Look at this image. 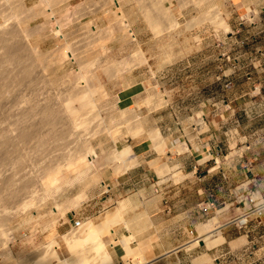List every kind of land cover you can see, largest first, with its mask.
I'll use <instances>...</instances> for the list:
<instances>
[{
  "label": "rangeland",
  "instance_id": "1",
  "mask_svg": "<svg viewBox=\"0 0 264 264\" xmlns=\"http://www.w3.org/2000/svg\"><path fill=\"white\" fill-rule=\"evenodd\" d=\"M51 1L48 6L43 0H0V25L10 19L5 24L17 27L16 42L30 45L33 51L26 52L24 46L16 62L6 61L3 65L8 68L4 70L6 75L14 73L10 75L14 77L12 81L16 76L20 79L18 76L25 70L32 73L24 83H13L11 88L15 90L16 101L22 102H18L21 107L30 106L27 109L31 110L32 118L23 116L22 123L26 120L28 123L22 127L33 126L32 130L30 126L25 130L37 136L27 141L21 137V144L12 145L15 140L7 136L6 130L11 128L10 121H14L11 126L17 122L13 112L16 107L10 104L13 97L9 103L13 108L8 104L2 110L3 113L10 108L15 116L10 114V109L6 113L9 111L13 119L2 117L6 113L2 114L0 107V134L4 135L0 138L9 137L5 143H8L7 149H0L5 162L0 163L3 189L0 188V196L2 201L10 196L14 200L0 203V264H32L52 239L57 241L59 247L55 248L62 259L68 258L61 235L77 230L73 228L74 219L82 220L80 226L107 219L105 216L123 200L119 198L121 189L110 191L109 187L113 188L118 176L135 167L131 179L124 180L129 181L124 185L125 192L136 194L135 205H125L122 220L105 232V241L113 243V231L120 226L130 229L136 224L144 228L146 217L141 203L150 195V184L158 180L145 164L139 166L142 160L134 155L130 142L143 140L146 133L164 158L168 152L172 155L182 151L180 144L187 142L200 149V163L213 154L217 177L223 178L221 169L227 176L230 174L231 184L222 191L220 177L216 180L218 214L214 217L219 219L220 226L264 199V182L257 181L264 175V0H165L177 25H168L165 19V24L153 25L148 17L155 18L154 0ZM118 5L130 21L133 37L119 20ZM212 15L227 25L216 24ZM40 25L42 32L36 30ZM57 25L62 29L59 34L55 33ZM84 87L94 90L93 103L73 102L72 96L85 91ZM121 96L132 98L121 102ZM68 103L81 116L77 122L81 121L83 126L74 129V135L62 149L57 136L62 126L73 122L69 111L68 116L64 115V110L68 113L64 108ZM43 109L51 111L50 118L43 116ZM158 129L164 138L162 147L157 146L150 134ZM167 138L171 139L169 145ZM125 148L133 157L124 166L117 160V151ZM90 149L97 154L93 162L87 155ZM15 160L19 168H15ZM163 166L175 181L180 180L178 174L171 173L174 169L171 163L165 162ZM50 167L54 172L57 168L56 174L60 173L62 179ZM51 174L58 179L53 182L55 186L50 180ZM25 178L31 180L29 185ZM5 182L8 186L2 187ZM19 184L23 190L17 189ZM12 189L23 191L24 195L18 197V193L14 199L8 195ZM30 199L33 202L23 208ZM57 205L61 206L60 210L54 209ZM127 209L137 210L141 216L131 223L126 218ZM260 218L252 216L245 228L231 223L203 245L194 239L187 253L180 254L179 264H264V212ZM131 238L140 242L135 233ZM195 240L198 243L194 244ZM194 247H199L195 250L199 253H192ZM131 258L129 262L134 264ZM127 262L125 258L120 264ZM68 264L76 263L71 259Z\"/></svg>",
  "mask_w": 264,
  "mask_h": 264
},
{
  "label": "crops",
  "instance_id": "2",
  "mask_svg": "<svg viewBox=\"0 0 264 264\" xmlns=\"http://www.w3.org/2000/svg\"><path fill=\"white\" fill-rule=\"evenodd\" d=\"M121 98L120 101L122 102L123 100L132 98V96H126V99L121 96ZM158 131L163 142V134L160 129ZM144 136L143 140L139 142L131 140L130 143L134 155L142 160L139 166L145 164L150 174L158 180L150 184L148 187L150 195L145 197L141 203L144 205L143 211L146 217V225L142 228L140 225L133 224L130 229L120 226L117 230L113 231V243L107 244L105 236L102 237V241L107 248L109 245L108 250L112 256L113 263L120 264L127 258L128 263L131 264L129 260L132 261L131 257H133L135 260L134 264H179L180 254L183 256L187 253L190 243L194 241L196 235L200 240L204 236L209 235V240L211 241L213 240L211 236L218 235L220 232L222 233V231L230 226L229 224H235V219L226 220L220 226L219 219L214 217V215L218 214L215 207L216 202H218V184L216 180L220 176H216V161L213 154L207 152L209 155L211 154V158L200 163L202 160L200 159V149L195 148L190 143L184 142L180 144L183 149L182 151H177L172 155L166 151L168 155L167 158H164L163 154H160L156 150V146L148 137V133ZM167 140L169 145L171 139L167 138ZM157 146L159 147L158 143ZM202 147L204 148V144ZM165 162L172 164L174 169H172L171 173L178 174L180 180L175 181L173 177L169 176L170 173L166 172L163 166ZM135 168L130 169L129 173L125 172L118 176L116 179L117 184L113 188L109 187L110 191L121 189L119 191L121 193L119 198L123 199L118 207L115 206L117 208L114 211L105 216L108 217L107 219L113 225L122 220V211L124 213L123 209L125 205H129L130 207L135 205L134 198H136V194H132L129 191L126 193L124 190V185L129 182L124 180L126 178L131 179L132 171ZM202 169L205 171H202ZM221 172L223 173V178L220 177V185L222 186L220 190L222 191L227 184H231L229 181L231 176L230 174L227 176L228 174L224 172V169H221ZM257 181L264 182V175L257 179ZM223 203L227 205L226 202ZM127 210L128 214L126 218L131 219V223L135 222V217L141 216L136 212L137 210ZM212 216L214 218L206 223L213 226L212 230L205 234L200 233L199 235L198 226L202 221ZM123 217L125 219V216ZM201 227L202 225L199 226V231ZM142 229L144 232H141ZM190 230L194 232L193 235L190 234ZM132 233H135L140 242L134 241L131 238ZM170 238H173L172 242L169 241ZM199 247L201 248V246ZM199 247H194L192 253H199L195 252Z\"/></svg>",
  "mask_w": 264,
  "mask_h": 264
},
{
  "label": "bare ground",
  "instance_id": "3",
  "mask_svg": "<svg viewBox=\"0 0 264 264\" xmlns=\"http://www.w3.org/2000/svg\"><path fill=\"white\" fill-rule=\"evenodd\" d=\"M40 1V0H39ZM51 0H43V2L42 3H44L45 5H50V3L52 2H50ZM112 2V1H111ZM142 2V1H141ZM198 2H202V0H198ZM52 4H53V2H52ZM101 4V3H100ZM153 4L155 5V8H153L152 10L153 11H155V13H153V15H155V18H153L152 16L150 17H148V19L149 20H151L152 21V23H153V25H161L162 24V22H163V24H165L164 23V21L168 24V25H177V23L175 22V20L172 18V16H171V13H170V10H169V4L167 3V1H165V0H154V2H153ZM201 4V3H200ZM117 5V4H116ZM121 6V5H120ZM17 7V6H16ZM118 7H119V5H118ZM123 7V6H122ZM49 8V7H48ZM143 8V7H142ZM9 10V9H8ZM33 10V9H32ZM51 10V9H50ZM119 10L120 11H118V14H119V20L123 23V25H124V28H125V26H127L128 27V30L127 31H129V34L133 37L134 35H133V31H132V29L130 28V21H128L127 19H126V17L124 16V14H123V10L121 11V8L119 7ZM147 10L148 9H146L145 11L147 12ZM10 12V11H9ZM31 12V11H30ZM51 12V11H50ZM217 12V11H216ZM35 13V12H34ZM149 13H150V11H149ZM218 13V12H217ZM50 14V13H49ZM26 15H28V17H29V14H26ZM34 15V14H33ZM36 15V14H35ZM53 15V14H52ZM152 15V14H151ZM148 16V15H147ZM218 16V15H217ZM5 17V16H4ZM76 18V17H75ZM151 18V19H150ZM212 18H213V20L216 22V24H219V25H227L226 24V22H224L220 17H216V16H214V15H212ZM3 19H5V18H3ZM15 19V18H14ZM22 19V18H21ZM165 19V20H164ZM6 20H8V21H10V19H6ZM6 20L4 21L5 23H6ZM67 20V19H66ZM69 21V20H68ZM5 23H3V24H1L0 25V107H1V113H2V110H4L3 109V106L5 105H7L6 107H8V104L11 102L10 101V98L11 97H13L11 100H12V103H10V104H13L12 106L14 107H16V111H13L14 112V114L18 117H14L15 115H13V113L11 112V109H10V114L12 113V116L14 117V119L15 120H17V122L15 123V125H13L14 124V121H10V129L9 128H7L9 131H7L6 130V132H7V136H9L10 137V139L12 138L13 140H17L18 139V141L17 142H13V143H11V142H9V145H10V143L13 145V144H19L20 143V141H21V137L25 140V141H27L28 139H32V138H34L35 136H33L31 133H34L33 131H30L29 132V130L28 131H26L25 129L26 128H28L29 129V126H28V124H26V127L25 128H23L22 127V124L24 123V125H25V123H26V121H27V123H28V120H26L25 122H23L22 123V118H25L26 116L25 115H27L29 118H32V116H30L31 114V110H29V109H27V108H29V107H27V108H25L24 109V107H21V104H22V102H20V101H16V95H15V90L14 89H12L11 87H12V85H13V83H16V85L18 84L19 85V83L21 84V82L22 83H24L27 79H29V78H27V76L29 75V74H32V73H25V71H27V70H25L23 73H21L20 74V76H18L20 79H18L17 78V76H16V78H17V80L18 81H16V78H15V81H12L11 80V76L10 75H13V74H7L6 75V73H5V71L8 69V68H5L4 67V65L3 64H5L4 62H8V63H10V64H12V62H16L19 58L17 57V54L19 55V52L21 51V50H24L23 48H24V46H25V48L27 49L26 50V52L29 50V52H33L32 51V49L30 48V45L28 46V44L26 45H24V43L23 42H16V41H18V40H15V39H17L18 38V33H17V27H12L11 25L9 26V25H7V24H5ZM8 23V22H7ZM8 24H10V23H8ZM15 24V23H14ZM53 24H55V23H53ZM52 24V25H53ZM41 26V25H40ZM40 26H38L37 28H36V30L37 31H40L41 30V32H42V26L40 27ZM60 27H61V25H59ZM58 25L56 26L57 27V29L55 30V33H58L60 30H62V29H60V27H59ZM44 27V26H43ZM155 27H157V26H155ZM45 29V28H44ZM59 34V33H58ZM113 34V33H112ZM57 36V35H56ZM62 36H63V34H62ZM25 38V37H24ZM19 39V38H18ZM22 39V38H21ZM135 39V38H134ZM133 40V39H132ZM23 41V40H22ZM16 42V43H15ZM22 43H23V45H22ZM92 43V42H91ZM78 44V43H77ZM138 44V43H137ZM70 46V45H69ZM81 46V45H80ZM67 48V47H66ZM31 49V50H30ZM69 50H70V48H68ZM72 49V48H71ZM81 49V48H80ZM88 49V48H87ZM92 50V49H91ZM37 51V50H36ZM68 51V50H67ZM73 51V50H72ZM22 52V51H21ZM85 52V51H84ZM67 53V52H66ZM78 53H79V50H78ZM69 54V53H68ZM71 54V53H70ZM69 54V55H70ZM82 54V53H81ZM26 56V55H25ZM71 56V55H70ZM18 58V59H17ZM28 58V57H27ZM72 58H73V55H72ZM23 60V59H22ZM20 61V60H19ZM23 62V61H22ZM44 62V61H43ZM90 63V62H89ZM21 64V63H20ZM88 64V63H87ZM17 66V65H16ZM21 67V66H20ZM87 67V66H86ZM18 68V67H17ZM24 68V67H23ZM107 69V68H106ZM5 70V71H4ZM23 70V69H22ZM9 71V70H8ZM80 71V70H79ZM10 72V71H9ZM28 72V71H27ZM34 75V74H33ZM36 76V75H35ZM83 76V75H82ZM30 77V76H29ZM14 78V77H13ZM12 78V79H13ZM27 78V79H26ZM30 78H32V77H30ZM85 78V77H84ZM39 79V78H38ZM23 80H24V82H23ZM84 80H86V79H84ZM83 80V81H84ZM30 81V80H29ZM40 81V80H39ZM45 81V80H44ZM82 81V82H83ZM33 82V81H32ZM80 82V81H79ZM27 83V82H26ZM52 83V82H51ZM70 83V82H69ZM87 83V82H86ZM79 84V83H78ZM84 84V83H83ZM82 83H81V85H83ZM31 85V84H30ZM77 86V85H76ZM84 86V85H83ZM86 86V85H85ZM19 87V86H18ZM34 87V86H33ZM33 87H32V89H33ZM47 87V86H46ZM13 88H14V86H13ZM89 88V87H88ZM14 90V93H13V91L12 90ZM84 89H85V87H84ZM87 89V88H86ZM85 89V91H82V92H80V93H76V94H72L73 96H72V99H73V102H74V100L75 101H87L88 102V100H89V102L91 101L92 102V97L95 95V93H94V95H92L93 94V91L90 89V90H86ZM35 90V89H34ZM72 91V90H71ZM75 91V90H74ZM74 91H73V93H74ZM77 91V90H76ZM75 91V92H76ZM96 91V90H95ZM39 93V92H38ZM33 94H35V93H33ZM70 94V93H69ZM47 96V95H46ZM68 96V95H67ZM71 96V95H70ZM50 97V96H49ZM33 98V97H32ZM53 99V98H52ZM51 99V100H52ZM72 99H71V101H72ZM13 100H15V101H13ZM23 100H24V98H23ZM22 100V101H23ZM30 100V99H29ZM35 100H37V99H35ZM28 101V100H27ZM39 101V100H38ZM46 101H47V99H46ZM21 103V104H19V103ZM36 102V101H35ZM64 102V101H63ZM67 102H69V101H67ZM41 103V102H40ZM93 103V102H92ZM9 104V106H11ZM36 104V103H35ZM49 104V103H48ZM53 104V103H52ZM69 104V106L67 105L66 107H64L65 109H68L67 110V112L69 111L70 112V116H71V118H72V123L71 122H69V123H71L72 125H66L67 127H63L62 126V128H61V131H60V134L57 136V140H58V146L60 147V148H62V149H64L67 145H68V140H69V137L72 135H74V133H72V132H74V129L76 128H79V125H80V127L81 126H83L82 125V122L80 121V123H79V121L77 122V118H78V116L79 115H77V111L75 112V107H73L74 109H71L70 107V103H68ZM26 105V104H25ZM38 105V104H37ZM54 105V104H53ZM71 105H72V102H71ZM5 106H4V108H5ZM11 106V108H13ZM48 107V106H47ZM46 107V108H47ZM95 107V106H94ZM41 108H42V106H41ZM50 108V107H49ZM56 108V107H55ZM7 110H9L8 108H6ZM5 109V110H6ZM31 109V108H30ZM45 109V108H44ZM43 109V110H44ZM96 109V108H95ZM6 110V111H7ZM60 110V109H59ZM92 110V109H91ZM6 111H3V113L5 112L6 113ZM33 111V110H32ZM65 111V113H64V115L65 114H67L66 116H68L69 115V112L68 113H66V110H64ZM89 111V110H88ZM87 111V112H88ZM23 112H25L26 114H24ZM53 112V111H52ZM59 112V111H58ZM130 112V111H129ZM2 113V114H3ZM4 113V114H5ZM50 113H51V111L49 112V110L48 109H46V110H44L43 111V116H46V117H49L50 118ZM2 114H0V115H2ZM7 114V115H6ZM5 115H2V117L4 116V118H6V117H8L9 115V111L6 113ZM32 114H34V113H32ZM45 114V115H44ZM63 114V113H62ZM61 114V115H62ZM80 114V113H79ZM85 114V113H84ZM6 116V117H5ZM12 116L10 117V118H12ZM23 116H25V117H23ZM54 115H52L51 117H53ZM69 116V117H70ZM1 117V116H0ZM8 117V118H9ZM27 117V118H28ZM34 117H36V115H34ZM79 117H81V116H79ZM53 118H55V117H53ZM52 118V119H53ZM85 118V117H84ZM95 118V117H94ZM97 118V117H96ZM13 119V118H12ZM34 119V118H33ZM48 119V118H47ZM8 120H10V119H8ZM69 120V119H68ZM82 120V119H81ZM31 122H32V119L30 120ZM47 121V120H46ZM50 121V120H49ZM6 122H8V121H6ZM41 122V121H40ZM50 122H52V121H50ZM54 122V121H53ZM52 122V123H53ZM11 123H13L12 124V126H15L14 128H12V126H11ZM59 123V122H58ZM57 123V124H58ZM31 124V123H30ZM32 124H33V122H32ZM31 124V125H32ZM40 124V123H39ZM56 124V123H55ZM56 124V125H57ZM86 124V123H85ZM35 125V124H34ZM49 126H50V124H48ZM28 126V127H27ZM36 126V125H35ZM34 126V127H35ZM33 128V126H30V128ZM47 127V126H46ZM32 128H31V130H32ZM35 128H37V126L35 127ZM53 128V127H52ZM99 128V127H98ZM39 129V128H38ZM84 129H85V125H84ZM35 131H36V133H37V130L35 129ZM39 132V131H38ZM52 132H54V131H52ZM80 132V131H79ZM2 133H4V132H2ZM56 133V132H55ZM93 133V132H92ZM76 134V133H75ZM80 134V133H79ZM151 138L153 139V140H155L157 143H158V145H159V147H162L163 146V142H162V140H161V137H160V135H159V131L158 130H153L151 133ZM3 135V134H2ZM2 135L0 134V137L2 138ZM31 135L33 136V137H31ZM97 135V134H96ZM4 136V135H3ZM5 136H6V133H5ZM6 136V137H7ZM12 136H15L14 138L12 137ZM9 137H7V138H9ZM37 137V136H36ZM1 138H0V144L1 145H3V146H1L0 145V149H1V147H3V148H6L7 149V144H5L6 142H8L7 141V138H3L2 140H1ZM71 138V137H70ZM79 138V137H78ZM115 138V137H114ZM10 139H8V140H10ZM20 139V140H19ZM13 140H10V141H13ZM52 140V139H51ZM55 140V139H54ZM57 140H56V142H57ZM21 142H23V141H21ZM42 142H44V141H42ZM55 142V141H54ZM15 144V145H16ZM21 144V143H20ZM22 144H24V143H22ZM26 144V143H25ZM46 144V143H45ZM45 144H42V145H45ZM57 144V143H56ZM11 146V145H10ZM9 146V147H10ZM50 147V146H49ZM2 148V149H3ZM130 148V147H129ZM131 149V148H130ZM3 151V150H2ZM1 150H0V153L2 152ZM4 152H7V151H5L4 150ZM116 152V151H115ZM79 153V152H78ZM70 154H73V152L72 153H70ZM77 155V154H76ZM75 155V157H77ZM87 155H88V157H90V158H88L89 160H91L92 162L94 161V159L97 157V154H96V152L94 151V150H91L90 149V151H88V153H87ZM1 156L2 155H0V158H1ZM78 156H80V154H78ZM82 156V155H81ZM80 156V157H81ZM79 157V158H80ZM131 157H133L132 156V154H131V151L127 148H125V149H123V150H118L117 151V160L119 161V162H121V164L122 165H127V163L128 162H130V159H131ZM2 160L0 159V163H3L4 162V157L2 156ZM18 159V158H17ZM78 159V158H77ZM134 159V158H133ZM136 159V158H135ZM22 160V159H21ZM76 159H74V161H75ZM82 160V159H81ZM3 161V162H2ZM6 161V160H5ZM11 161V160H10ZM18 161V163L20 162L19 161V159L17 160ZM17 161L15 160V162L17 163ZM84 161L86 162V160L84 159ZM90 161V162H91ZM76 162V161H75ZM83 162V161H82ZM5 163V162H4ZM15 163V164H16ZM18 163H17V165H14L15 166V168H16V166H18ZM84 163V162H83ZM135 163H137V162H135ZM134 163V164H135ZM12 164V163H11ZM2 165H4V164H2ZM75 165V164H74ZM83 165V164H82ZM91 165H93V164H91ZM5 166V165H4ZM20 166H22L21 165V162H20ZM20 166H18L17 168H19ZM51 166V165H50ZM89 166H90V163H89ZM118 166V165H117ZM3 167V166H2ZM53 167V166H52ZM79 167H81V165L79 166ZM78 167V168H79ZM83 168H84V166H82ZM88 167V166H87ZM90 167H92V166H90ZM51 168V167H50ZM52 169V172L53 173H55L56 174V171H57V168H56V170H55V172L53 171V168H51ZM77 169V168H76ZM82 169V168H81ZM88 169V168H87ZM92 169V168H91ZM98 170V169H97ZM0 171H1V169H0ZM84 171V170H83ZM86 171V170H85ZM51 172V173H52ZM59 172V171H58ZM57 172V173H58ZM82 172V171H81ZM80 172V173H81ZM96 172V171H95ZM47 173V172H46ZM49 174V173H48ZM47 174V175H48ZM54 174V175H55ZM83 174V173H82ZM52 175V174H51ZM54 175H52L51 176V178H50V175H49V178H50V180H51V182H52V184H53V182H55V180L58 178L59 179V176L61 177V175H60V173H58V174H56V175H58L57 176V178L55 179V177H54ZM81 175V174H80ZM45 176V175H44ZM92 176V175H91ZM0 177H1V174H0ZM88 177V176H87ZM3 178V177H2ZM23 178V177H22ZM79 178V177H78ZM4 179V178H3ZM7 179V181H8V178H6ZM10 179V178H9ZM24 179V178H23ZM26 179V178H25ZM53 179V180H52ZM58 179L56 180V181H58ZM60 179H62V177L60 178ZM59 179V180H60ZM27 180V179H26ZM1 181H2V179L0 180V184H1ZM5 181V180H4ZM6 181V182H7ZM22 181V180H21ZM30 179L29 180H27L26 181V183H28V185H29V183H30ZM5 182V183H6ZM10 182H11V180H10ZM9 182V184H12V182L10 183ZM14 182V181H13ZM24 182H25V180H24ZM60 182V181H59ZM20 183H23V181L22 182H20ZM57 183V182H56ZM51 184V185H52ZM8 186V183H6V184H4L3 183V185H2V187L4 186V187H7ZM15 185V184H14ZM25 185H27V184H25ZM27 185V186H28ZM54 186H55V184H53ZM20 186H22V184H19V188H17V187H14V188H17V189H20ZM27 186H24V187H27ZM50 186V185H49ZM23 187V186H22ZM22 187H21V189H22ZM59 187V186H58ZM1 188V187H0ZM29 188V187H28ZM48 188V187H47ZM2 189V188H1ZM20 189V190H21ZM27 189V188H26ZM3 190V189H2ZM6 190V189H5ZM23 190V189H22ZM57 190V189H56ZM1 191V190H0ZM10 191H11V189H10ZM12 191L13 192H9L8 193V195L10 196V195H12V197L13 196H16L17 197V195L16 194H18L19 193V195H18V197L20 196V194H21V196L22 195H24V193H21V192H23V191H17V190H13L12 189ZM25 191V190H24ZM26 191H28V190H26ZM25 191V192H26ZM6 192V191H5ZM4 192V193H5ZM26 193H28V192H26ZM6 196H7V194H6ZM5 196V197H6ZM32 197V196H31ZM2 197L0 196V203L1 202H4V200H8L9 199V197L8 198H6V199H4L3 198V201H2V199H1ZM14 198V197H13ZM21 198V197H20ZM34 198H36V197H34ZM46 198V197H45ZM49 198V197H48ZM10 199L12 200V202L14 201L12 198H11V196H10ZM10 199H9V201H10ZM15 199V198H14ZM16 199H19V198H16ZM33 199V198H32ZM32 199H30V201H27V202H25L24 204H23V208H25V207H27V206H25V205H27V203L29 204V203H32L33 201H32ZM6 200V201H7ZM33 200H35V199H33ZM16 201V200H15ZM19 203V201H16V203ZM5 203V202H4ZM9 203V202H8ZM15 202H14V204H16ZM17 203V204H18ZM1 205V204H0ZM21 205V204H20ZM72 205H74V204H72ZM16 206H18V205H16ZM25 206V207H24ZM28 207H29V205H28ZM17 208H19L20 209V206L19 207H17ZM10 209V208H9ZM54 209H57V210H60L61 209V206H59V205H57V208H54ZM121 211V210H120ZM3 212V211H2ZM4 212H5V210H4ZM7 212V211H6ZM6 212H5V214H6ZM9 213H12V212H9ZM8 216V215H7ZM11 217V216H10ZM76 220H78V219H76ZM80 221V224H79V226L78 227H73V228H77V230L75 231H71L70 233H67V234H65V235H61V240L64 242V246H66V248H67V251H68V254H69V257L68 258H65V259H62V257H61V255H60V253L56 250L57 248H55V247H59V246H57L56 244H58L57 243V241H55V240H50L49 242H48V244L44 247V250H42L43 252L42 253H40V255H38V257L34 260L33 259V262H32V264H55L54 263V261H57V263L56 264H68L69 263V261H71V259L76 263V264H114L113 263V259H112V256H111V254H110V252H109V250H108V248H106L105 247V245H104V243H103V241H102V237L105 235V232L110 228V227H112L113 226V224L108 220V219H105V220H103V221H101V222H98V223H90L89 222V224H84V225H82V226H80L81 225V223H82V220L81 219H79ZM1 222H4V221H1ZM0 225H1V223H0ZM127 225V224H126ZM212 228H213V226L211 225V224H206V225H202V227H201V229H200V233H202V234H205V233H208L210 230H212ZM6 230V229H5ZM4 231V230H3ZM4 235V234H3ZM210 238V236L209 235H206V236H204V238H201V241H205L206 242V240L207 239H209ZM60 240V239H59ZM199 241H200V239H199ZM195 243H198V240L197 241H195ZM63 245V244H62ZM127 247V246H126ZM64 249V248H63ZM126 252V251H125ZM132 252V251H131ZM140 256V255H139ZM142 257V256H141ZM143 257H145V256H143ZM144 261V260H143ZM31 264V263H30ZM126 264H128V262L126 263Z\"/></svg>",
  "mask_w": 264,
  "mask_h": 264
},
{
  "label": "built area",
  "instance_id": "4",
  "mask_svg": "<svg viewBox=\"0 0 264 264\" xmlns=\"http://www.w3.org/2000/svg\"><path fill=\"white\" fill-rule=\"evenodd\" d=\"M263 212H264V199H262V201L259 202V203L258 202L254 203V207H252L249 210L245 211L243 213V215H241L240 217L236 218L234 220V223L239 228H245L246 225L248 224V222L251 220L252 216H256L258 219H261L260 216L263 214ZM79 221H80L79 219L78 220L74 219V226L75 227L79 226V224H80ZM190 234L193 235L194 232L192 230H190ZM194 239H199V238L196 235V237Z\"/></svg>",
  "mask_w": 264,
  "mask_h": 264
},
{
  "label": "water",
  "instance_id": "5",
  "mask_svg": "<svg viewBox=\"0 0 264 264\" xmlns=\"http://www.w3.org/2000/svg\"><path fill=\"white\" fill-rule=\"evenodd\" d=\"M203 244H204V242L200 240V245H203Z\"/></svg>",
  "mask_w": 264,
  "mask_h": 264
},
{
  "label": "clouds",
  "instance_id": "6",
  "mask_svg": "<svg viewBox=\"0 0 264 264\" xmlns=\"http://www.w3.org/2000/svg\"><path fill=\"white\" fill-rule=\"evenodd\" d=\"M200 242V241H199Z\"/></svg>",
  "mask_w": 264,
  "mask_h": 264
}]
</instances>
